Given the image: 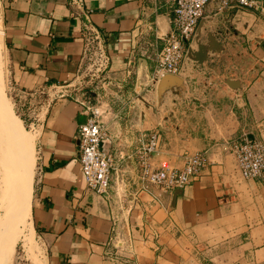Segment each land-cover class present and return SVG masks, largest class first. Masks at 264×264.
Instances as JSON below:
<instances>
[{"label": "crops", "instance_id": "0c3cea01", "mask_svg": "<svg viewBox=\"0 0 264 264\" xmlns=\"http://www.w3.org/2000/svg\"><path fill=\"white\" fill-rule=\"evenodd\" d=\"M85 11L110 56L111 87L125 101L102 148L125 167L129 197L139 196L123 213L119 229L129 243L118 252L109 245L118 210L88 188L79 158L77 135L89 111L70 87L84 67ZM172 13V0H83L81 7L71 0H0L14 110L22 125L36 124L30 220L46 264H264V179H245L234 155L217 145L245 132L264 140V0L223 10L212 1L180 74L147 86ZM156 130L162 136L154 168H182L187 155L208 150V165L183 190L141 189L131 152L142 133Z\"/></svg>", "mask_w": 264, "mask_h": 264}, {"label": "built area", "instance_id": "2783aa9c", "mask_svg": "<svg viewBox=\"0 0 264 264\" xmlns=\"http://www.w3.org/2000/svg\"><path fill=\"white\" fill-rule=\"evenodd\" d=\"M212 1L215 2L218 10H223L231 6L254 8L261 0H172L171 29L167 34L159 37L161 43L157 45L151 57L152 69L146 75L147 86L159 83L166 76L180 74L187 50L205 15L207 6ZM71 4L74 7H81L83 0H71ZM83 15L85 18L83 23L84 67L81 72H86L94 78L108 71L111 59L102 34L94 26L89 12L85 11ZM138 84L142 86L145 83L139 80ZM87 109L89 118L80 126L77 135L81 170L90 190L113 200L118 211H113L111 217L113 234L109 239V245L116 248L115 251L123 250L129 243V237H124L119 229L124 213V201L125 213H130L135 202L139 201V196L134 194L130 198L125 189V199L121 196L112 197L114 158L110 152L102 148V142L108 134L100 119V110L90 105ZM29 126L35 129L36 124L31 122ZM161 136V132L156 130L149 134L142 133L138 137L136 153L141 170V189H146L149 184H155L168 191L183 190L208 165V150L187 155L182 168H154L150 160L158 151ZM217 145L223 152L234 155L245 179H264V140L262 138L245 132L240 137L222 140ZM112 252L113 250H108V254L112 255Z\"/></svg>", "mask_w": 264, "mask_h": 264}, {"label": "bare ground", "instance_id": "6f19581e", "mask_svg": "<svg viewBox=\"0 0 264 264\" xmlns=\"http://www.w3.org/2000/svg\"><path fill=\"white\" fill-rule=\"evenodd\" d=\"M2 67L0 38V264H12L20 240L29 251L35 248L30 204L36 157L35 141L23 136L28 132L14 116L5 94ZM29 131L37 133L36 129ZM35 261L46 264L45 257L35 256Z\"/></svg>", "mask_w": 264, "mask_h": 264}, {"label": "rangeland", "instance_id": "374dc122", "mask_svg": "<svg viewBox=\"0 0 264 264\" xmlns=\"http://www.w3.org/2000/svg\"><path fill=\"white\" fill-rule=\"evenodd\" d=\"M1 61L3 63V79H5V91L6 95L10 100L12 109H13V114L17 118H19L18 111L14 110V105H13V99L12 97L15 98V93L11 89L10 81L8 78V69H7V63L5 60V56L3 54L2 56V51H1ZM113 79H111L109 76L106 75V73L100 74L97 77H90V75H87L85 73H80L78 78L73 80L71 83L70 89L72 90V93L78 94L81 98H83L87 105L94 106L100 110V119L102 123L104 124L106 131H107V137H109V132H108V122L112 118H115V114L120 115L121 111L125 110L124 108H121L122 104H125L121 99L118 100L117 97L121 94V92H116V89L111 87V83H113ZM143 86L138 87L139 92L141 93L143 91ZM117 93V94H115ZM118 95V96H117ZM12 100V101H11ZM114 100V101H113ZM115 100H118L117 102ZM18 115H17V114ZM20 119V118H19ZM111 122V121H110ZM27 129H26V128ZM117 127H119V124L117 123ZM22 128L26 130L28 133H24L23 136H26L28 138H31L35 141L37 133H32L29 130L31 129L29 126V122H25V126L22 125ZM29 129V130H28ZM26 134V135H25ZM33 134V135H32ZM106 137V138H107ZM137 145L138 143H135L134 146V151L131 152V159H137ZM117 148L119 151V158L121 159L122 162L125 161V138L118 139L117 140ZM114 158V172H116L114 181H112V184L114 185V196L118 197L121 196L123 199H125V167L123 168L118 164L116 161L115 155L111 153ZM123 211H125V201H124V207ZM34 245L35 248L33 252L29 251L28 248L26 247L25 243L23 240H20L17 247L16 251L12 260V264H37L35 261V256L40 257L41 259H44L45 257V250L44 246L42 245L39 237L35 234L34 237ZM34 254V255H33Z\"/></svg>", "mask_w": 264, "mask_h": 264}, {"label": "water", "instance_id": "95a60500", "mask_svg": "<svg viewBox=\"0 0 264 264\" xmlns=\"http://www.w3.org/2000/svg\"><path fill=\"white\" fill-rule=\"evenodd\" d=\"M197 32V31H196ZM195 35H196V33H195ZM195 35H194V37H195ZM194 39V38H193ZM189 49V48H188ZM200 49H201V52H200V54L202 55L203 54V51H204V47L203 46H200ZM188 51V50H187ZM201 55H199V56H201ZM203 60V59H202ZM202 60H200V62L202 61ZM174 75H170V76H166V77H164L162 80H161V82H163V81H165V80H167L168 78H170V77H173Z\"/></svg>", "mask_w": 264, "mask_h": 264}]
</instances>
